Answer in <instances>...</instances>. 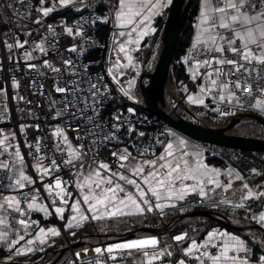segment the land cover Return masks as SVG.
<instances>
[{
    "label": "snow or ice",
    "instance_id": "snow-or-ice-1",
    "mask_svg": "<svg viewBox=\"0 0 264 264\" xmlns=\"http://www.w3.org/2000/svg\"><path fill=\"white\" fill-rule=\"evenodd\" d=\"M172 3L173 0H37L33 7L32 0H13L6 5L17 28L12 35L5 33L0 38V45L7 50V59L12 61L14 68L22 66L40 77L56 74L47 94L43 90L44 84L38 80L31 81L30 86L38 89L34 94L47 96L49 114L59 121L50 135L34 136L32 140L27 139V130L39 131L40 125L21 124L24 147L29 149L27 153L15 142V133L0 130V243L11 253L8 260L43 251V247L33 246L48 245L50 238L61 235L55 227H41L39 221L31 218L34 212L44 213L45 217L54 213L63 220L65 211L69 210L73 215L65 227L73 229L90 220L149 213L163 216L166 209L183 208L188 197L195 196L197 203L210 202L216 208H247L250 218L264 228V211L254 214L248 204L264 200V185L254 189L243 182L244 177L239 172L225 170L222 173L220 169L210 168L201 153L191 149L183 139L165 141L156 137L145 147L146 133L138 131L122 112L112 114L114 123L102 122L101 113L111 89L105 83L104 75L92 77L89 75L91 65L79 62V57L87 51L89 29L109 23L122 29L113 33L115 46L109 56L111 66L107 75L111 82L120 86L123 95L134 99L130 89L135 79L127 81L125 88L121 80L125 75L123 69L137 67L133 53L139 51L144 37L156 31L149 22ZM17 4L24 10L16 8ZM105 5H109L110 15L98 16L94 12L87 17L83 15L84 11L98 10ZM57 8L75 9L80 18L71 24L61 21L59 25L45 27V18ZM34 14L35 19L32 18ZM0 23L7 24L8 21ZM29 24L38 27L32 29ZM41 28L45 31L41 32ZM197 29L185 62L195 59L192 78L199 76L209 81L210 86H200V92H215L220 103H235L240 107H245L243 101L255 99L254 104L247 106L264 113V99L260 98L264 97V0H201ZM21 35L26 38L21 40ZM64 36L72 38L71 46H61ZM64 52L75 54L77 59L66 58ZM57 59L59 64L54 62ZM202 68L204 71L200 72ZM3 70V60H0V71ZM19 87L20 82L13 73L12 88L18 90ZM52 91L60 94L59 99L52 98ZM5 95L6 89L0 85V117L6 112L2 105ZM16 98L32 103L19 94ZM188 99L204 104L203 99L191 95ZM215 110L220 111L219 108ZM127 112L135 115L134 108H128ZM28 113L33 115L31 109ZM226 114L221 112V115ZM157 146L162 149L159 154ZM111 147H116L111 151V160L99 159L100 150L110 151ZM145 156L153 158L145 159ZM28 157L33 161L31 165ZM29 167L35 175L28 172ZM64 170L71 173L72 178L63 179L60 173ZM252 172L256 173V169ZM221 175L232 179L222 181ZM233 180L241 181V187L233 190ZM73 187L78 190L79 198H75L70 190ZM41 190L50 198L49 204L43 203L45 197ZM230 190L233 197L240 193L239 202L224 196ZM217 237L222 243L219 253L213 255L209 250L217 247L214 243ZM172 240L175 245H182L189 237L185 232ZM162 243L156 237H145L96 247L92 249L96 259L90 264H107L109 260L115 264L121 260L127 264H163L165 258L174 253L170 250L173 245L161 247ZM249 251L245 240L213 231L203 243L191 240L176 264H188L190 259L198 264H252ZM88 252L89 249L76 252L72 264H79ZM137 253L142 255L137 256ZM256 264H264V255Z\"/></svg>",
    "mask_w": 264,
    "mask_h": 264
},
{
    "label": "trees",
    "instance_id": "trees-1",
    "mask_svg": "<svg viewBox=\"0 0 264 264\" xmlns=\"http://www.w3.org/2000/svg\"><path fill=\"white\" fill-rule=\"evenodd\" d=\"M167 12L163 17L158 18L154 22V28L156 31L144 40L143 44L139 47V51L135 53L134 58L139 65L142 75L152 73L156 65L161 46L162 28L167 16ZM196 13L197 0H192L185 24L174 48L172 61L169 68V77L174 84L184 85L188 82L184 66L180 63H176V61L180 60V58L186 53L187 48L191 45L193 36V22L196 17ZM74 15L75 14L68 12L67 10L54 14V16H65L67 18H72ZM1 20L2 19L0 16V21ZM2 26L3 24L0 23V27ZM94 36L100 41L106 43L108 36L107 27L97 25ZM95 56V53L90 52L89 59H93ZM184 78L186 80H184ZM144 83L146 84L147 81ZM167 100L171 104L173 103V100L170 97H167L166 101ZM192 110L195 114H197L198 118L217 124H226L232 118L231 116L221 115L219 111L215 110L214 106H211L208 103H206L203 107H193ZM178 111L180 112L183 119L192 123H196L185 112L180 110ZM109 112L110 108L106 109L105 113L108 114ZM175 116L180 117L178 114H175ZM152 118L159 120L156 117ZM232 134L243 138L264 141V126L255 121L245 120L239 122L233 128ZM202 145L208 149L206 150L207 152L205 151V161L208 165L213 166L214 168L227 170L232 169L235 172H239L240 175L244 177V182L248 183L254 189L258 185H264V152L240 151L206 144ZM252 169H256V173H253ZM263 201L264 200L248 202L251 212L254 214L259 213ZM197 210L211 211L217 217L226 218L233 226L244 228L249 227L250 229L243 233V240L247 242V244L250 246V249H252L254 253L257 252L261 255H264V235L260 230L253 228V226H255V222L250 218L247 208L234 209L232 207L224 206L213 210H210L209 208L194 209V211ZM70 212L71 211L66 210L64 213L65 219L58 222L61 227H63V224ZM186 213H188V211L166 214L161 216L159 220L148 214L146 216L132 215L119 218H107L104 220H92L85 222L79 228L65 229L63 231L64 235L61 234L59 237L53 238L50 244L43 247V251L32 252L19 258L13 257L11 260H8V257H5L4 260H7V264H51L59 256L61 250L66 247L67 242L69 244L84 242L88 245L99 240L102 244L107 245L109 242L115 241L121 237L133 233L140 228H156L158 229V236L165 235L166 237H174L186 232L188 234L189 240L186 241L185 244H189L191 240H195L197 243L205 242L207 234L213 229L222 230L225 228L226 231L232 232L235 235H240L241 233L224 227L214 220L207 218H179L181 215ZM36 216L37 215L33 214L31 218L35 220L34 218H36ZM45 222L50 224L55 223L52 217L46 221H43V223ZM41 223L42 220L40 219V224ZM162 226H166V229H163ZM73 232L75 233L74 236L72 235ZM83 250L84 248H78L75 250V253L81 252ZM0 256H3V251H0ZM177 258V254L174 253L173 260H175V262L177 261ZM55 264H72L70 252L63 253V255Z\"/></svg>",
    "mask_w": 264,
    "mask_h": 264
},
{
    "label": "built area",
    "instance_id": "built-area-1",
    "mask_svg": "<svg viewBox=\"0 0 264 264\" xmlns=\"http://www.w3.org/2000/svg\"><path fill=\"white\" fill-rule=\"evenodd\" d=\"M89 2H91V0H89ZM8 3H13V0H0V16H1V21L7 20L8 23L7 24H3L2 27H0V38H3L5 33H8L9 35H12L13 32L16 30L17 25L14 22V20L12 19L13 14L11 12L10 9L7 8V4ZM37 3V0H32V4L33 7H35V4ZM16 8L20 9L21 11L24 10L22 5H15ZM90 12H94L95 15L98 16H103V14H101L100 10H96V9H90L88 11H84L83 15L85 17H87ZM35 15H33V19H35ZM80 15L79 13L75 16H73L72 18H67L65 16H49L46 20H45V27L47 25H59L61 21H67L69 24L73 23L75 20L79 19ZM29 28L35 29L36 27H38L37 25L34 24H29L28 25ZM96 28L97 25L94 28L89 29L88 31V37H90L89 41L87 44H85V48H87V51L84 53V55L82 57H79V62L83 65V64H90L91 67L89 69V75H91L92 77H95L97 74H102L104 75L105 78V83L109 84V87L111 89V95L110 98H108L106 100L105 103V108L104 111L101 113V116L103 118V121L110 123H114V121L111 120L112 114L116 113L117 111L122 112L124 114L125 117H128L131 120V123L135 125V127L137 128L138 131H143L146 133V137L144 138V146L147 147L151 142L154 141V139L156 137H159L162 140H172V139H176L177 133L174 132L172 129H170L169 127H167L164 123H162L159 120H156L152 117H149L143 110H141L140 106H138V104L136 105V107H129V97L123 95L122 97H117L115 95V90L120 91V86L115 84L114 82H111V78L107 75L105 68L108 69L111 65L108 64L107 62H104L102 59V53L105 50V44L100 41L98 38H96L94 36L95 32H96ZM10 29H12V31H10ZM60 29L58 28L57 31H59ZM45 31V28H41V32ZM26 37H24L23 35L20 36V39L23 40ZM29 40H31V38H28ZM73 43V40L71 37H67L64 36L61 41L60 44L63 47H69L71 46V44ZM193 44V43H192ZM192 44L187 48L186 50V54L183 56V58L179 61H176V63H182L183 66H187L188 69H186V72L188 73V70H190V68L192 67V65H194L195 63V59L186 63L185 62V57L190 53ZM89 46V48L87 47ZM90 52H93L96 54V56L93 59H89V54ZM63 55L67 58L69 56H71L73 59H77V57L75 56V54L72 53H68V52H64ZM8 57V52L7 50L0 45V60H3V71H0V85L4 86V88L6 89V95L2 98V105L6 108V112L4 113V115L2 117H0V130H3L4 133H15V142L19 143L21 146V151L24 153H27L29 151V149L24 147V141H25V135L23 133H21L20 130V126L21 124H28V125H32V124H39L40 125V130L37 131L33 128H29L27 130V139L28 140H32V138L34 136H46V135H50L52 128L59 122L56 120L52 119V116L50 113V109L48 106V99L47 96H40L37 94H34L38 91L36 86H30L31 81L33 80H38L41 83L44 84V92L47 94L51 89H52V85H53V80L52 77H54L56 74L55 73H48L46 77H40L38 76L36 73L34 72H29L27 69L23 68L21 66V68L16 69L13 66V63L11 60L7 59ZM204 57H196V59H203ZM55 63L59 64V60L57 59L56 61H54ZM204 71V70H203ZM13 73L15 74V77L17 80H19L20 82V87L19 89H13L12 88V78H13ZM193 73L190 75V81L193 85V88L200 92V86H207L206 82L204 80H202L199 76L196 77V79L192 78ZM124 84V83H123ZM173 84V83H172ZM62 86V85H61ZM125 86V84H124ZM180 87H182L181 84H179ZM186 95L189 96L192 94V92L186 90ZM201 93V92H200ZM17 94L25 96L27 100L32 101L31 104H27L21 100H19L17 97ZM60 94L55 93L54 91H52V98L54 99H59ZM208 102H210L211 104L214 105H219V101L216 98V94L215 92L213 93H202V95ZM172 98L175 100V102L177 103L176 108H180L184 110V105L182 104V102L184 101L185 97L182 99H176L175 96H172ZM261 99H264V97H260ZM243 103L245 104V107H240L238 105V107L241 110H246L249 109L251 107H248L247 105L249 104H254L255 103V99L253 100H245L243 101ZM127 105V106H124ZM168 107V105L166 106ZM110 108V112L108 114L105 113L106 109ZM128 108H134L135 109V115H131L127 112ZM20 109H23V111L21 112ZM31 109L32 111V116H29L28 110ZM190 117H192V119L201 122V123H205L202 122L198 119H196L193 115H190ZM208 124L210 126H217L216 124H210V123H205ZM161 133H165L166 135L162 136ZM174 134V135H173ZM70 137H71V133H69ZM121 136L123 137V130L121 132ZM133 139H139L138 137H133ZM125 142H127L126 138H125ZM49 143H51V141H49ZM124 145H117V147H123ZM116 147H111L110 151H105L104 149H101V155L99 156V159L105 160V161H109L111 160V151H115ZM162 151L161 148H159V146H157V154ZM145 157H151V156H145ZM28 159V163L29 165H31L33 163V161L31 160L30 157L27 158ZM44 163H47V161L45 160ZM28 172L30 174L35 175L32 172L31 167H29ZM60 175L63 177V179L68 180L71 177V173H69L67 170H64L63 172L60 173ZM37 187H40L39 184L36 185ZM73 193L74 196L77 193V189L75 187L70 189ZM42 191V195H44V200L43 203L49 204L50 203V198H48L46 196V194L43 193ZM221 197H217V199H219ZM189 201L191 203H189ZM198 207H209L211 209H214L216 207L213 206L212 203L210 202H205V203H197V198L195 196H190L188 197V200L184 202V207H177V209H192V208H198ZM52 209L50 208V211ZM153 215H156L157 217H160L159 214L157 213H151ZM33 215V214H32ZM35 215H38V212L35 213ZM52 216L54 217V214H52ZM163 229H166V226H162ZM96 247H102L103 245L101 244V242L97 241L95 242L93 245H90L88 247L89 252L87 254V257H85L84 259H82L79 264H90V261H93L96 259V254L92 251V249L96 248ZM211 250V249H210ZM209 250V251H210ZM182 252L183 249H177L176 250V254L178 256V260L180 258H182ZM11 255V253L9 252V250H3V258L5 257H9ZM137 256H141V253H137ZM131 259V258H129ZM76 260V258L73 259V261ZM107 264H115V262L113 261H107ZM118 264H127V261L125 260H121L118 262ZM188 264H198L197 261H195L194 259H190Z\"/></svg>",
    "mask_w": 264,
    "mask_h": 264
},
{
    "label": "water",
    "instance_id": "water-1",
    "mask_svg": "<svg viewBox=\"0 0 264 264\" xmlns=\"http://www.w3.org/2000/svg\"><path fill=\"white\" fill-rule=\"evenodd\" d=\"M191 3L192 0H173V3L168 8L167 16L162 28L161 46L156 65L152 73L142 76V78L146 77L148 82L145 85H143L142 82L140 83V94L143 101L141 109L148 115L160 119L180 136L191 142L240 151L264 152L263 140L243 138L232 134L233 128L245 118L264 126V118L262 117L251 114H242L232 117L229 122L224 125L208 126L203 123H192L183 118L176 117L172 115L171 112L165 110V97L166 94L169 93V68L172 61L173 51L185 24ZM185 112L188 115H191L188 110H185ZM193 217L214 220L224 227L237 232H244L250 229L249 227L243 228L233 226L226 218L217 217L213 212L206 210L192 211L181 215L179 218L186 219ZM253 228L260 230L264 235V229L260 226L256 225L253 226ZM140 234L158 235V229L140 228L133 233L109 242L107 245L133 240ZM85 246L86 243L84 242H77L75 244H69L67 242L66 247L61 250L59 256L51 264H55L63 253L70 252L73 254L75 250L78 248H84Z\"/></svg>",
    "mask_w": 264,
    "mask_h": 264
},
{
    "label": "crops",
    "instance_id": "crops-1",
    "mask_svg": "<svg viewBox=\"0 0 264 264\" xmlns=\"http://www.w3.org/2000/svg\"><path fill=\"white\" fill-rule=\"evenodd\" d=\"M37 5V3L35 4V6ZM46 6H50V5H46ZM169 7V6H168ZM168 7L167 8H165V9H162L161 10V14H159V15H155V16H153L152 17V19H151V21L149 22L150 23V26L152 27V28H154V22L158 19V18H161V17H163L165 14H166V12H167V10H168ZM108 9H109V5H105V7H103V8H100L99 10H100V12H101V14H103V15H105V14H111V13H109V11H108ZM65 10H67L68 12H71V13H73V14H78L76 11H75V9H68V8H57L53 13H51L50 15H52V14H56V13H61V12H63V11H65ZM200 11H201V0H197V13H196V17H195V19H194V22H193V36H192V40H191V43H193L194 41H195V39H196V36H197V31H198V29H197V24H198V17H199V14H200ZM145 12H147V10H145ZM49 15V16H50ZM48 18V17H47ZM47 18H45V20L47 19ZM45 20H44V23H45ZM97 25H101V26H106L107 27V29H108V36H107V42L105 43V50L103 51V53H102V59H103V61L104 62H107L108 64H110L109 63V56L112 54L111 53V49L115 46L114 44H113V33H115V32H119V31H121L122 29H119V28H117V27H115L114 26V24H112V23H109V24H97ZM153 33H151V34H149L148 36H146V37H144L143 38V40L141 41V44H140V46L143 44V42H144V40L147 38V37H149L150 35H152ZM139 46V47H140ZM88 48H89V46H87ZM136 53V52H135ZM135 53H133V55H134V57H135ZM184 56V55H183ZM182 56V57H183ZM123 62V61H122ZM135 64L137 65V67H135V68H127V69H123V71H124V73H125V75L121 78V80H122V83H124L125 84V88H127V81H129V80H132L133 78L135 79V84H134V86L130 89V92H131V94H132V96H133V94L135 93V92H140V83L142 82L143 84H145L144 82L146 81V77H144V78H142L141 79V76H142V74H141V70H140V68H139V65L137 64V62H136V60H135ZM184 68H185V73L187 74V79H188V82L190 81V75L193 73V65H192V67L190 68V70H188V73L186 72V69H188L187 68V66H185L184 65ZM203 68L202 69H200V72H203ZM105 71H106V73H107V69L105 68ZM205 82H206V84H207V86H210V84H209V81L205 78V79H203ZM188 82L186 83V84H184V85H182V87H180L179 86V84H175V86H174V90H175V92L178 94V95H180L182 98H184L185 97V101H187L188 102V105L189 106H191V107H203V106H205V104L206 103H208L209 105H211V106H214V108L216 109V108H219L220 109V114H221V112H223V113H227L226 115H223V116H231V117H233V116H235V115H237V114H240V113H245V112H247V111H249L250 112V114H253V115H256V116H259V117H262V118H264V113H262L259 109H255V108H249V109H246V110H241L239 107H238V105L237 104H235V103H227V102H225V103H220L219 102V105H214V104H211L210 102H208L203 96H201L202 95V93H200V92H198V91H195V89L193 88V85H192V83H191V81L189 82V84H188ZM194 89V90H193ZM185 90V91H184ZM186 90H188V91H190V92H192V94L193 95H191V96H193L194 98L196 97L197 99H203L204 100V104H199V103H192V102H190L189 101V99L187 98V97H189V96H187L186 95ZM115 95L117 96V97H122L123 96V94H122V92H119L118 90H115ZM184 96V97H183ZM195 98V99H196ZM137 102H139V104L141 103L140 101H138L137 100ZM138 104V103H137ZM136 104V105H137ZM194 104H196V106L194 105ZM136 105L135 106H133V105H128L129 107H136ZM194 105V106H193ZM180 139H183L184 141H186L187 142V144L190 146V148L191 149H194L195 151H197V152H199V153H201V155H202V157H203V160H204V163H206V161H205V151L207 150V149H205V147L204 146H202L201 144H197V143H194V142H191V141H189V140H187V139H185V138H182V137H180V138H178L177 140H180ZM207 152V151H206ZM145 159H148V158H150V157H144ZM151 158H153V157H151ZM207 164V163H206ZM208 165V164H207ZM210 168H214L213 166H210V165H208ZM216 169H220V168H216ZM221 170V172L223 173L226 169H220ZM232 170V169H231ZM220 179L222 180V181H227V180H229V179H232V177H229V176H227V175H221V177H220ZM244 182V181H243ZM241 184H242V182L241 181H239V180H233V185H232V187H233V190H235V189H238V188H240L241 187ZM224 196H227V197H230V198H232L233 199V202H239V196H240V193H237V195L235 196V197H233L232 196V191L230 190L229 192H227V193H224ZM230 207V206H229ZM166 211V214H172V213H176V212H183L184 211V209H177V208H169V209H166L165 210ZM35 213H37V212H34V213H32V214H35ZM257 214H259V213H257ZM55 215V219H54V222L55 223H53V224H50V223H48V224H46V223H41L40 224V226L41 227H45V228H51V227H55V225H57L58 226V224H57V222L58 221H60L61 219L56 215V214H54ZM73 215V213L72 212H70L69 214H68V216H67V218H66V221L64 222V224H63V227L68 223V219L71 217ZM126 216H132V215H126ZM50 218V215H48L47 217H45V214L44 213H40V212H38V215L36 216V218H34L35 220H37V221H39L40 222V219L42 220V221H46V220H48ZM91 221V220H90ZM254 221V220H253ZM255 222V221H254ZM257 223L255 222V225H256ZM56 228V227H55ZM57 229H59V226H58V228ZM66 229V228H65ZM38 230V229H37ZM67 230V229H66ZM213 231H216V232H220V233H228V234H231V235H235V234H233L232 232H228V231H226V229L224 228V229H213L212 231H210V232H213ZM209 232V233H210ZM246 232V231H245ZM245 232H241L240 233V235H235V236H237V237H239V238H241V239H243V233H245ZM207 236H208V234H207ZM207 236H206V238H207ZM145 237H156V238H158V239H160L163 243H162V245H161V247H163V246H165V245H173V247L170 249L171 251L174 249V251H172L173 253H176V247L175 246H177V247H179L180 249H184V248H186L187 246H188V244H185V242H184V244H182V245H174L175 244V242L172 240V237H166L165 235H163V236H158V235H150V234H140V235H138V236H136V238H134V239H141V238H145ZM27 238H31V237H27ZM55 238V237H54ZM53 240V238H50V242H49V244L51 243V241ZM171 241V242H170ZM174 242V243H173ZM23 243V242H22ZM214 243L217 245V247L216 248H212L211 250H210V252H211V254H213V255H217L218 253H219V250H220V245H221V243H222V241H221V239L219 238V237H217V239L214 241ZM255 244H256V242H255ZM44 246H46V245H44ZM44 246H40V245H35V246H33V247H36V248H40V247H44ZM182 247V248H181ZM247 247L250 249V246L247 244ZM3 250H8V248H7V246L5 245V244H2V243H0V251H3ZM34 252H38V251H34ZM257 252H255V253H253V250L252 249H250V251H249V253H248V255H249V257H250V259H251V261H252V264H256V261L259 259V257L261 256V254L260 255H257V254H259V253H257ZM30 254V253H29ZM240 255H243V254H240ZM23 256H25V255H23ZM174 256V255H173ZM173 256L172 257H169V258H165V260L163 261V264H176V262H175V260H173ZM19 257H21V256H15L14 258H19ZM177 260H178V258H177ZM7 260H4V258L2 257V256H0V264H7V262H6ZM157 264H159V262H157Z\"/></svg>",
    "mask_w": 264,
    "mask_h": 264
},
{
    "label": "rangeland",
    "instance_id": "rangeland-1",
    "mask_svg": "<svg viewBox=\"0 0 264 264\" xmlns=\"http://www.w3.org/2000/svg\"><path fill=\"white\" fill-rule=\"evenodd\" d=\"M104 43V42H103ZM105 44V43H104ZM146 81H148V80H146ZM168 89H169V93L168 94H166V97H165V99L169 96V95H171V99L173 100V103L171 104L170 102H168V100L166 101L167 102V105L169 106V107H166V109L165 110H167V111H169V112H171V114L172 115H174L175 116V114H178V116H180V118H183L182 116H181V114H180V112L178 111V110H180V111H182V112H185V110H188L190 113H191V115H193L196 119H198V120H202V119H199L198 118V116H197V114H195L194 112H193V110H192V107L191 106H189L188 105V102L187 101H183L182 102V104L184 105V110L183 109H180V108H176V106H177V103L175 102V100L172 98V96H175L176 97V99H182V97L180 96V95H178L176 92H175V90H174V86H173V84H172V81H171V78L169 77V84H168ZM133 97H134V99H130L129 98V104L130 105H133V106H135L137 103L139 104V102H137V100L138 101H140L142 104H143V101H142V97H141V94H140V92H135L134 94H133ZM181 97V98H180ZM196 98V97H195ZM197 99V98H196ZM184 102L186 103V104H184ZM140 103V104H141ZM245 114H250V112L249 111H247V112H245ZM190 117V116H189ZM191 118V117H190ZM192 119V118H191ZM195 122L198 124L199 122L198 121H196L195 120ZM205 125H208V124H205ZM209 126V125H208ZM181 137V136H180ZM205 149H207V148H205ZM208 150V149H207ZM227 170V169H226ZM75 198H79L78 197V190H77V193L75 194ZM261 211H264V201H263V203H262V206H261V210H260V212ZM259 212V213H260ZM42 223H43V221H42ZM45 223H48V222H45ZM59 226V225H58ZM58 226L57 225H55V227L56 228H58ZM65 226L63 227V229H62V227H61V225H60V227H59V230L61 231V234L63 233V231L65 230ZM134 240V239H133ZM108 246V245H107ZM172 251H174V250H172ZM75 258H76V256H75Z\"/></svg>",
    "mask_w": 264,
    "mask_h": 264
},
{
    "label": "bare ground",
    "instance_id": "bare-ground-1",
    "mask_svg": "<svg viewBox=\"0 0 264 264\" xmlns=\"http://www.w3.org/2000/svg\"><path fill=\"white\" fill-rule=\"evenodd\" d=\"M193 15H194V14H193ZM192 32H193V30H192ZM188 79H189V78H188ZM184 80H186V79L184 78ZM184 80H183V81H184ZM187 81H188V80H187ZM189 82H190V81H189ZM189 82H188V84H189ZM182 83H184V82H182ZM193 90H194V89H193ZM184 91H185V90H184ZM195 91H196V90H195ZM191 95H193V94H191ZM183 97H184V96H183ZM180 98H181V97H180ZM187 98H188V97H187ZM184 104H186V103L184 102ZM194 105L196 106V104H194ZM194 105H193V106H194ZM192 108H193V107H192ZM234 150H235V149H234ZM193 211H194V210H193ZM170 237H172V236H170Z\"/></svg>",
    "mask_w": 264,
    "mask_h": 264
},
{
    "label": "flooded vegetation",
    "instance_id": "flooded-vegetation-1",
    "mask_svg": "<svg viewBox=\"0 0 264 264\" xmlns=\"http://www.w3.org/2000/svg\"><path fill=\"white\" fill-rule=\"evenodd\" d=\"M169 8V7H168Z\"/></svg>",
    "mask_w": 264,
    "mask_h": 264
}]
</instances>
